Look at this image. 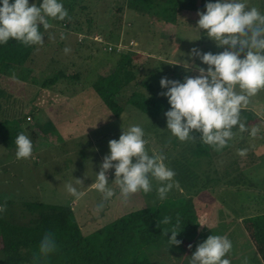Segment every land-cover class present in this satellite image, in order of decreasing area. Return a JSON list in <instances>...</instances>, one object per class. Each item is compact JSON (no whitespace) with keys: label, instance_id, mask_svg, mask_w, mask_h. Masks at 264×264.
<instances>
[{"label":"rangeland","instance_id":"rangeland-1","mask_svg":"<svg viewBox=\"0 0 264 264\" xmlns=\"http://www.w3.org/2000/svg\"><path fill=\"white\" fill-rule=\"evenodd\" d=\"M36 2L37 0H32L30 5L37 4ZM78 2L79 4L75 6V14L77 13L82 19L84 25H86L85 20L92 18L91 31L96 32L93 38L102 39L98 34L100 31L112 32L119 26L121 40L117 44H110L116 45L117 52L130 54L135 64L139 67L147 65L148 69H150L148 60L151 59L170 65L181 64L184 67L179 65L182 69L175 74L172 73L175 76L170 74L172 79L181 83L186 76L194 78L199 75L195 66L205 70L208 68V65L204 64L206 68L202 66V61L198 57L193 60L188 55L193 48L213 54L224 51V48L218 47L216 43L208 44L203 41L200 30L195 29L198 24L194 17L186 16V19H179L175 26L161 27L145 12L141 6L143 0H78ZM242 2L249 8L257 7L260 10L258 0H242ZM81 7L85 10H81ZM73 40L75 35L67 38L65 42L64 40L59 42L56 36L51 40L45 38L43 46L35 45L33 61L24 66L22 79L26 77V81L29 79L25 84L31 85L30 98L33 96L37 98V102L33 103L37 107L30 104L24 114L26 121L25 119L22 121L23 133L30 136L33 142V154L29 159H17L15 144L10 149L1 146L5 153L0 154V212L6 213L3 209L8 207L18 215L15 221L21 222L19 217L21 213L26 212L23 206L28 202L39 201L49 205L68 206L73 208L81 228L89 232L93 228L110 223L116 217L145 208L153 209L161 202L154 203L157 197L156 188L159 186L156 180H152L153 191L150 193L140 191L127 198L121 196L119 187L114 184V168L109 170L107 176L109 187L116 195L105 199L103 194L90 187L95 182L96 174L101 170L104 157L110 154L109 141L119 140L122 127L127 129L131 125L141 126L145 139L148 140L146 150L150 155L154 152L163 154L166 157L164 162L169 168L171 167L168 162L186 163L191 155L180 151L183 149V142L172 136L170 131H166L167 122H164L163 118H150L130 105L124 106L120 118L112 117L109 109L88 87L98 75H105L114 69V61L102 53L105 50L109 51L108 43L103 41L102 46L98 44L81 48L76 46ZM65 47L71 48L70 54L66 55L63 52ZM154 63L153 67L161 69L158 68L159 73L153 78H149L146 74L144 83L150 84L155 93L166 92L167 89L162 88L161 84H155V80L162 79L160 75L163 77L166 75L165 68ZM187 63L194 66L186 69L185 67H189ZM158 70L152 68L150 72ZM59 71L68 77L77 76L78 79L59 80L55 85L41 90L40 84L43 79ZM39 90L40 93H37ZM140 90L144 91V88L141 87ZM130 93L131 89L128 88L122 93V97L125 98ZM247 109L259 119L250 125L251 128L260 129L257 135L259 136L264 132V90L251 98ZM164 120L167 121V118L165 117ZM169 139H178L177 148L170 144ZM242 144L237 147L248 149L247 153H255L257 148L263 146L258 140L245 143L243 146ZM262 149L256 154L258 157H248L244 161H242L244 157H240L238 164L239 167L246 163L248 167L251 166L246 176L250 175L249 180L258 186L259 191L262 190L263 194L257 197L260 202H264V150ZM222 161L223 157H219L214 165L219 167L216 169L217 173L223 164ZM178 168L184 169L183 165ZM75 179L82 180L83 185L78 184ZM200 182L201 179L195 181V186ZM69 183L83 195L76 198L69 194L65 187ZM178 190L180 193L184 192L181 187ZM217 193L219 194H213L217 196L216 201L209 194L186 197L191 199L189 201L191 208L194 206L196 210L198 207L200 225L196 232L202 233V225L208 226V222L202 223V215H207L209 212L212 218L218 216L219 224L216 226L215 235L227 236L232 242L238 243V248L234 251L233 245L226 258L230 259L231 264H252L250 259H258V255L254 256V253L250 252V240L245 228L247 220L242 217L236 218L229 225L225 218L227 214H234L236 208H232L231 205H234L233 201L237 202L239 198L231 193L227 196L223 192ZM173 194L174 189L168 193L162 206L174 199V197L169 198ZM207 197L209 200L206 199ZM183 198L185 196L180 194L175 202L182 205ZM220 212L222 213L219 214ZM222 220L225 222H221ZM193 239L198 245L202 243V235L195 233ZM198 245L183 243L170 248H165L166 244L155 245L151 264H191L188 259Z\"/></svg>","mask_w":264,"mask_h":264},{"label":"trees","instance_id":"trees-1","mask_svg":"<svg viewBox=\"0 0 264 264\" xmlns=\"http://www.w3.org/2000/svg\"><path fill=\"white\" fill-rule=\"evenodd\" d=\"M258 1L264 8V0ZM60 2L68 11L71 20L68 18L64 21L50 19L49 22L53 27L48 31L53 33L59 42L63 40L65 42L67 38L75 35L73 42L76 46L83 48L82 46L98 45L93 38L96 32L91 31L92 18L85 20L86 25H84L82 19L77 13L75 14V6L79 4L78 0H60ZM209 2L215 3L217 0H143L141 6L159 26L166 27L177 25L178 20L186 19V16L194 17L198 21L197 13L206 11V4ZM30 3L32 0H29ZM36 3L40 6L42 0H37ZM81 10H85L84 7H81ZM40 30L44 33L42 26ZM120 30L118 26L112 32L100 31L98 33L111 48L109 51L100 52L110 57L115 65L114 69L107 74L98 75L96 80L88 84V87L96 93L115 119L120 118L125 105H130L150 118H163V121L167 122L164 120L165 113L171 110L168 99L160 95L162 91L155 93L150 84L144 83V76L148 74L149 78H153L159 73L161 68L158 67V70L153 67L154 62L165 68L166 75L164 77L160 75V78L172 79L170 74H175L182 67L154 59L148 60L150 69L147 65L139 67L134 63L130 54L119 53L115 50L116 45H110L111 43L117 44L121 40ZM61 33L64 34L65 39H61ZM200 34L205 43H216L208 38L205 30H200ZM48 35L49 33L46 34L47 37ZM34 47L35 45L26 47L14 39H10L7 44H0V146L6 149L12 148L16 136L23 133L22 121L24 119L26 121L24 115L26 108L37 102L36 96L30 98L31 85L25 84L29 82V79L27 81V77L22 79L24 66L34 59ZM202 66L206 68L203 63ZM152 68L158 71L150 72ZM13 72L17 77L15 80L11 78ZM64 79L75 81L78 77H68L59 71L43 79L40 88L43 90ZM160 81V79L155 80V84H160ZM141 87L144 91L140 90ZM128 88L131 89V93L123 98L122 93ZM37 93H40V90ZM32 109L34 110V107ZM242 118H246V126L249 130L252 122L256 123L259 120L255 114L249 113L247 108L242 110ZM165 125L168 131L167 123ZM233 131L235 132L234 137L221 151H216L213 147L203 144L199 133L194 134L195 141L183 142L184 146L180 151L191 157L186 160V163L168 162V164L175 172V181L182 182L179 186L184 189V192L180 193L174 187L172 195L174 199L169 200L164 206H162L163 201L153 209L145 208L130 212L122 217H116L106 225L86 232L76 220L71 207L49 205L39 201L24 204L25 210L32 213L30 227L14 225L0 219V264H151L154 246L164 245L171 238L170 233L168 236L163 235V229L174 225L177 216L181 221V232L177 236V239L182 241L181 244L198 245L193 239L195 233L202 235V242L206 241L209 236L215 235L216 226L219 224L218 216L212 218L209 212L207 215H202V223L208 222V226L202 225V233L196 232L200 225L198 207L195 206L196 210L194 206L191 208L189 205L191 199L186 197L198 196V194L208 196L209 194L216 201L217 196L213 194H219L217 192L226 193V196L231 193L239 198L237 202L233 201L234 205H231L232 208H236L234 214H225L226 223L229 222L230 225L240 217L247 220L245 221L246 235L264 263V202L257 199L263 193L262 190H258V186L253 181L249 180L250 175L246 176L249 169L248 164H242V167H239L238 150L240 147H237L241 143L243 146L255 140L263 143L264 132L257 137H252L250 132L241 133L238 128ZM177 140L169 139L174 148L178 146ZM258 151L259 149L255 153L247 154L242 161L248 157H258L256 156ZM228 155L229 160H227ZM219 157H223V164L217 173L216 169L219 167L214 165ZM180 165H183L184 169H179ZM199 179H201L200 184L195 186V181ZM180 194L185 196L182 205L175 202ZM206 199L209 200V197ZM34 215L37 216L34 217ZM164 217H171V224H161L158 227L160 219ZM47 232L54 235L56 249L48 256L40 257L34 262L35 256L38 255L39 243Z\"/></svg>","mask_w":264,"mask_h":264},{"label":"clouds","instance_id":"clouds-1","mask_svg":"<svg viewBox=\"0 0 264 264\" xmlns=\"http://www.w3.org/2000/svg\"><path fill=\"white\" fill-rule=\"evenodd\" d=\"M0 44H7L14 39L24 46H43L45 35L53 27L52 20H71L68 11L60 0H42V4H29V0H0ZM197 30H205L209 39L216 42L224 51L218 54L203 53L193 48L188 55L194 60L199 58L208 65L207 70L196 67L199 75L186 76L184 82L169 80L160 81L161 87L167 89L161 93L166 96L171 110L165 113L167 129L172 136L181 142L195 141L194 133L200 134L203 144L221 151L228 146L235 132H250L256 137L258 127L250 130L246 126V118H242V110L246 109L251 98L264 90V14L257 7H248L242 0H217L206 4V11L198 12ZM61 33V39H65ZM48 39H55L49 33ZM70 47L63 52L71 53ZM188 64V63H187ZM189 65V64H188ZM194 65L185 67L190 69ZM17 79L15 73L11 77ZM16 158L29 159L33 154V142L30 136L20 133L15 138ZM148 140L141 126L122 127L119 140H110V154L104 157L100 172L90 186L103 194L105 199L112 198L116 193L109 187L107 173L115 169V181L120 195L124 198L143 191H153L152 180L159 182L156 188L157 199L164 201L168 193L179 183L174 180L175 172L165 164L166 157L160 153L149 154L146 150ZM248 149L238 150L240 157L247 156ZM135 161V162H134ZM78 184L83 181L75 179ZM73 197L83 195L71 183L65 185ZM155 203V202H154ZM161 224L170 225L171 217L160 219ZM180 218L170 228L163 229V235L171 234V246H179L182 241L177 239L180 234ZM232 242L227 236L211 235L200 243L191 256V264H231L225 258L232 250ZM191 248V245H189ZM56 249V241L51 232L42 237L38 255L46 257Z\"/></svg>","mask_w":264,"mask_h":264},{"label":"crops","instance_id":"crops-1","mask_svg":"<svg viewBox=\"0 0 264 264\" xmlns=\"http://www.w3.org/2000/svg\"><path fill=\"white\" fill-rule=\"evenodd\" d=\"M259 2V1H258ZM259 7H260V11H261V13L263 14V11H264V8L262 7V4L259 2ZM48 33H51L50 31H47V32H45V30H44V35H45V38L47 37L46 36V34H48ZM102 42H103V40L102 39H100ZM100 46H102V44L101 43H99V42H97ZM28 64V63H27ZM175 64V63H174ZM176 65H180V66H182L181 64H176ZM25 66H27V65H25ZM179 66V67H180ZM182 67H184V66H182ZM183 72H186L185 70H183ZM169 80H174V79H169ZM264 134V133H263ZM264 136V135H263ZM264 147V142H263V146H260L259 148H257V149H262ZM10 149V148H9ZM256 149V150H257ZM262 150H264V148L262 149ZM5 153V151H3L2 150V147L0 146V154H4ZM247 154H249V153H247ZM14 155V154H13ZM63 162V161H62ZM248 164V163H247ZM2 165V164H1ZM244 165V164H243ZM251 167V166H250ZM249 167V168H250ZM157 184V186L159 185V183L157 182L156 183ZM172 197V195L171 196H169V198H171ZM155 201V204H157V203H159L160 201L157 199V197H156V200H154ZM163 202V201H162ZM161 202V203H162ZM24 208V207H23ZM10 208H8V207H6V208H4L3 210L6 212V213H3V212H0V219H2V220H4V221H6V222H9V223H12V224H14V225H18V226H26V227H30L31 226V223H32V221H31V218H32V213H30V212H28V211H26L25 213H21V215H20V217H19V219L21 220V222H17V221H15V219H17L18 218V215L17 214H14V211H10L9 210ZM0 211H1V208H0ZM37 215H34V217H36ZM116 219V218H115ZM114 219V220H115ZM35 224V223H34ZM33 224V225H34ZM232 242V241H231ZM250 244V246H251V248H250V252H253L254 253V256H255V254H257L258 255V253L255 251V248H254V246L252 245V243L250 242L249 243ZM232 245H234V251H235V249H237L238 248V243L237 242H232ZM170 247H172L171 245H170V243H169V241L166 243V246H165V248H170ZM247 249H249V248H247ZM230 254V253H229ZM226 258V257H225ZM190 262H191V257L188 259ZM250 261H252V264H264L263 262H262V260H261V258H260V256L258 255V259H254V260H252V259H250Z\"/></svg>","mask_w":264,"mask_h":264},{"label":"built area","instance_id":"built-area-1","mask_svg":"<svg viewBox=\"0 0 264 264\" xmlns=\"http://www.w3.org/2000/svg\"><path fill=\"white\" fill-rule=\"evenodd\" d=\"M95 40H96L97 42H99V43H102V41H101L99 38H97V37L95 38ZM107 49L110 50L111 48L108 47Z\"/></svg>","mask_w":264,"mask_h":264}]
</instances>
